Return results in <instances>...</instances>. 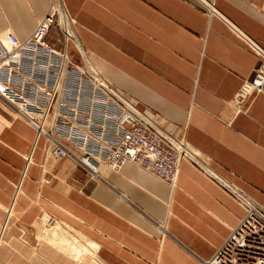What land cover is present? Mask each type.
Returning <instances> with one entry per match:
<instances>
[{
  "label": "crops",
  "instance_id": "0c3cea01",
  "mask_svg": "<svg viewBox=\"0 0 264 264\" xmlns=\"http://www.w3.org/2000/svg\"><path fill=\"white\" fill-rule=\"evenodd\" d=\"M63 1L110 85L169 132L182 128L223 183L264 209V95L244 113L233 105L259 63L248 39L264 50V0ZM51 3L0 0V37L26 41ZM50 40L63 49L57 29ZM68 52L77 56L72 44ZM47 147L0 96V264L17 234L37 235L40 220L43 245L71 257H86L81 246L89 247L95 264H205L245 215L190 161L172 188L133 163L118 171L100 165L96 177L71 155L48 157Z\"/></svg>",
  "mask_w": 264,
  "mask_h": 264
},
{
  "label": "built area",
  "instance_id": "2783aa9c",
  "mask_svg": "<svg viewBox=\"0 0 264 264\" xmlns=\"http://www.w3.org/2000/svg\"><path fill=\"white\" fill-rule=\"evenodd\" d=\"M210 12H215L211 6ZM53 28L62 35L63 49L50 40ZM77 39L75 21L63 0H52L50 12L26 41L13 32L0 37V96L47 137L48 157L60 160L71 155L96 177V164L118 171L133 163L172 188L182 162L190 161L245 210L239 225L205 264H264L263 207L223 183L209 161L186 142L182 128L169 132L155 113L110 85ZM248 41L259 63L233 101L237 114L244 113L253 98L264 95V50ZM70 44L78 57L68 52Z\"/></svg>",
  "mask_w": 264,
  "mask_h": 264
},
{
  "label": "rangeland",
  "instance_id": "374dc122",
  "mask_svg": "<svg viewBox=\"0 0 264 264\" xmlns=\"http://www.w3.org/2000/svg\"><path fill=\"white\" fill-rule=\"evenodd\" d=\"M76 57H78V55ZM0 217H3L0 219L1 225L4 221L5 214H0ZM63 225L65 226V224ZM42 226L43 223L40 220L38 225V233L35 236H30L25 231H21L19 234H17L15 236V247L12 250L11 248L8 249V253L4 257L2 264H95L93 256H88L91 254L89 247L87 248L86 246H81V250L87 254L86 257H71L70 255H66L63 252L61 253L56 251L54 248L52 249L50 245H43V241L38 239V235L41 233L43 228ZM70 232L76 235V237L82 241L83 245L89 244L86 239H81L79 237L80 235L77 234L76 230H73V228L70 229ZM36 255H42L44 258L37 259Z\"/></svg>",
  "mask_w": 264,
  "mask_h": 264
},
{
  "label": "bare ground",
  "instance_id": "6f19581e",
  "mask_svg": "<svg viewBox=\"0 0 264 264\" xmlns=\"http://www.w3.org/2000/svg\"><path fill=\"white\" fill-rule=\"evenodd\" d=\"M7 33H8V32L4 33L3 36H2V38H4L5 35H6ZM77 40H78V39H77ZM37 134H38V136L44 135V134H42V133H40V134L37 133ZM127 164H128V163H127ZM100 165H101V164H99V165L96 164V165H95V170H96L97 172H98V168L100 167ZM125 165H126V164H125ZM101 166H103V165H101ZM44 220H46V218H45ZM44 223L47 225L46 221H45ZM48 227H49V226H48ZM0 244H1V239H0Z\"/></svg>",
  "mask_w": 264,
  "mask_h": 264
}]
</instances>
